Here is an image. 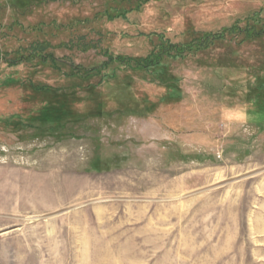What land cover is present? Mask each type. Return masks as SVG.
Instances as JSON below:
<instances>
[{"label": "rangeland", "instance_id": "1", "mask_svg": "<svg viewBox=\"0 0 264 264\" xmlns=\"http://www.w3.org/2000/svg\"><path fill=\"white\" fill-rule=\"evenodd\" d=\"M0 264H264V0H0Z\"/></svg>", "mask_w": 264, "mask_h": 264}, {"label": "trees", "instance_id": "2", "mask_svg": "<svg viewBox=\"0 0 264 264\" xmlns=\"http://www.w3.org/2000/svg\"><path fill=\"white\" fill-rule=\"evenodd\" d=\"M35 49H36V48H35ZM36 50H37V49H36ZM36 50H35V51H36ZM48 57H49V56H48ZM46 60H47V59H46Z\"/></svg>", "mask_w": 264, "mask_h": 264}]
</instances>
